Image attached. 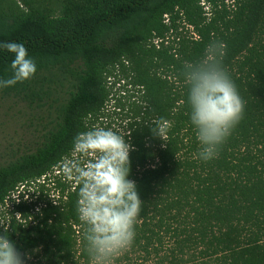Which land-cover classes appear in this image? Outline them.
Listing matches in <instances>:
<instances>
[{
  "label": "trees",
  "instance_id": "1",
  "mask_svg": "<svg viewBox=\"0 0 264 264\" xmlns=\"http://www.w3.org/2000/svg\"><path fill=\"white\" fill-rule=\"evenodd\" d=\"M0 8V42L24 43L37 64L31 79L0 92L46 111L30 144L0 162V233L7 226L31 252L27 264H91L77 184L61 162L74 136L112 108L134 146L129 178L144 201L135 241L113 264H264V0H0ZM214 40L226 45L223 66L246 109L204 162L182 66ZM13 59L0 48V77L12 75ZM160 117L172 124L168 142L149 127Z\"/></svg>",
  "mask_w": 264,
  "mask_h": 264
},
{
  "label": "clouds",
  "instance_id": "2",
  "mask_svg": "<svg viewBox=\"0 0 264 264\" xmlns=\"http://www.w3.org/2000/svg\"><path fill=\"white\" fill-rule=\"evenodd\" d=\"M0 48L14 54L12 75L0 77V89L31 79L37 64L24 43L0 42ZM226 45L209 42L200 58L185 61L182 75L187 87L190 121L200 144L199 158H217L222 145L244 119L246 101L223 66ZM154 137L168 142L171 122L160 117L149 124ZM134 146L124 134L104 126L77 133L73 155L61 162L68 182L77 184L76 214L85 225L84 239L91 264H113L136 238L137 219L143 211L137 182L130 179ZM0 233V264H27L31 252H21L7 234Z\"/></svg>",
  "mask_w": 264,
  "mask_h": 264
},
{
  "label": "rangeland",
  "instance_id": "3",
  "mask_svg": "<svg viewBox=\"0 0 264 264\" xmlns=\"http://www.w3.org/2000/svg\"><path fill=\"white\" fill-rule=\"evenodd\" d=\"M1 8H5V5ZM118 86L119 84H116V87ZM112 109H109L111 116L103 118L96 127L107 126L120 132L125 121ZM45 115L44 108L30 104L14 94L0 92V162L12 155L18 147L23 148L26 144H30L33 134H37L36 130L45 122V119L43 120Z\"/></svg>",
  "mask_w": 264,
  "mask_h": 264
},
{
  "label": "built area",
  "instance_id": "4",
  "mask_svg": "<svg viewBox=\"0 0 264 264\" xmlns=\"http://www.w3.org/2000/svg\"><path fill=\"white\" fill-rule=\"evenodd\" d=\"M203 4H204V2H203ZM165 16H166V18H167L166 20H168V16H167V15H165Z\"/></svg>",
  "mask_w": 264,
  "mask_h": 264
}]
</instances>
